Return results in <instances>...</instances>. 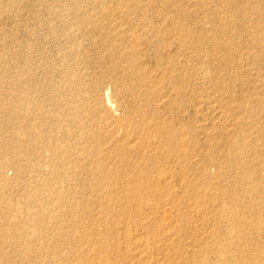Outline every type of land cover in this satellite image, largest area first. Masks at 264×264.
<instances>
[{"label":"bare ground","instance_id":"6f19581e","mask_svg":"<svg viewBox=\"0 0 264 264\" xmlns=\"http://www.w3.org/2000/svg\"><path fill=\"white\" fill-rule=\"evenodd\" d=\"M4 2L0 0V18L6 10ZM90 3L97 10L84 19L93 30H101L110 60L126 71V87L138 110L136 124L126 119V128L139 126L143 134H124V144L107 146L114 133L108 136L103 127L112 126L117 131L121 111L111 95L110 82L80 76L68 60L61 62L58 75L51 78L13 75L5 68L0 78V264H264L260 245L264 234L252 237L246 233L250 227L264 233V189L258 180L264 179V152H250L255 139L264 142V128L256 125L250 132L248 123L230 114V109L215 106L213 111L221 109L220 115L228 121L207 128L204 106L214 103L212 94L199 93V83L204 82L190 83L184 74L192 69L194 39L203 34L177 26L171 37L186 46L184 57L165 66L159 61L157 68L148 67L134 60L129 46H140L142 41L124 28L116 9L110 10L101 0ZM122 6L127 12L132 10L128 0H123ZM238 13L250 36L246 48L255 49L254 57L264 55V11L254 5ZM221 20L226 26L223 35L237 34L234 15L224 12ZM157 30L163 33V28ZM211 37L221 41L216 33ZM258 62L253 59L248 65L264 71ZM238 73L237 77L244 76ZM177 75L179 82L175 83ZM257 81L264 84V72L257 75ZM166 82L171 84L168 90ZM224 82L218 80L212 88L218 92ZM174 104L180 111L177 117L173 115ZM186 112L193 114L191 123H185ZM189 127L192 136L186 132ZM217 130L225 135L228 155L224 159L208 162L204 147L186 152L188 144L201 135L210 144L217 138ZM234 134L241 141H232ZM114 150L119 151V157ZM232 158H239L236 166L230 165ZM175 167L182 169L183 180L190 177L191 170H197L199 181H212L208 203L196 206L194 199L189 203L190 196L176 194L172 184ZM80 174L87 175V185ZM230 175L240 178L223 189ZM194 182L183 181L186 185ZM242 197L249 198V205L242 204ZM163 198L172 205L169 211L160 210ZM200 199L196 201L202 202ZM181 201L184 209L180 211ZM193 220L197 224L192 231L180 227L179 221L186 225ZM184 235L191 237L189 244ZM250 238L259 243L252 246Z\"/></svg>","mask_w":264,"mask_h":264},{"label":"rangeland","instance_id":"374dc122","mask_svg":"<svg viewBox=\"0 0 264 264\" xmlns=\"http://www.w3.org/2000/svg\"><path fill=\"white\" fill-rule=\"evenodd\" d=\"M3 1H5L4 3H7L5 4L6 10H4L2 17L0 18V78L2 77V74H4L3 71L5 68L8 69L9 73H12L13 75L23 74L31 78H51L53 75H58L57 73L61 62L63 63L64 60H68L71 62V66L73 65V71L79 73L80 76H88V78L92 77L95 80L110 82L111 91L113 93L111 94L110 91V94L113 95L116 104L119 106L121 111H119L117 116L119 118L117 131H115L112 126H108L106 128L103 127L102 131L104 133H108V136L110 133H114V138L111 137L109 139L107 146L116 147L117 143L122 142L124 144V134H130L132 136L134 135L138 137H140V135L142 136L143 130L140 129L139 126L133 127L136 124L139 115L137 113L138 110L135 108L133 97L128 92L126 87L128 85L127 81H129L125 75L126 71L119 68L118 64H115L110 60V52L106 51L108 44L107 42H104L102 36L99 35L101 30L98 33L95 29L93 30V27L87 24L85 21L87 16L90 15L91 10H97V8L95 9V7L91 5L90 0ZM101 1L102 4L106 5L105 7L109 8L110 10L116 9L114 12L116 14L118 13L117 15H120L119 17L121 19L119 18V21L124 24V28H129L130 35L134 34L140 37V40L142 41L141 45L137 47L129 46V50L133 52L132 54H134L133 58L135 61L138 62L141 60L145 65L147 64L148 67L151 66L157 68V65L159 66V61L162 62L163 66H165L167 64L166 62H178L182 59L185 50L184 48H186V46H180L178 41L172 39L173 36L171 37L172 30L177 26H183L184 28L186 27V30L192 29V32L194 33L201 32L203 37H196L194 39V47H197V49L194 48L196 54L193 56V60L191 61L192 69L191 71H184V74L186 75V80H188L190 83H197V80L204 82L199 83L204 87L201 88L200 86L199 91H202L197 92L207 93L209 91L212 94L211 100L214 101V103L204 106L206 109L205 124L208 126L207 128L212 129L214 125L216 127V125L221 124V122L223 123L228 121L222 115H220V110L222 107L223 109H230V114L235 113L236 116L240 117V121L248 123L247 126L250 129V132L254 130L253 128H255L256 125L262 126L264 128V84H261L257 81V75L263 74L264 71L251 69V67L248 65L253 61V59H257L259 61L258 63L260 64V69L263 70L264 62H262L261 59L264 61V55L254 57L252 52H255V49L248 50L246 48L251 43L250 36L246 29L244 20L238 16V12L248 10L254 5L258 6L259 10L264 11V0H128L129 5H132V10L130 12H127L125 9L126 7L124 8L122 6L123 0ZM10 5L12 6L10 7ZM120 10L125 16L120 13ZM224 12L231 14V16L234 15V28L236 29L237 34L232 33V35H223L226 26H223L221 17L222 13ZM128 16H130V18ZM126 18L128 19L127 24L125 22ZM105 22L102 21L103 24ZM161 28H163V33H160L157 30ZM164 28L167 29L164 30ZM132 29L134 30L132 31ZM73 32H76L74 36ZM214 33H216L218 38L220 37L221 41L219 43L212 39L211 36ZM159 37L164 39H160ZM77 49L78 51L76 53L75 51ZM186 51L187 50H185V52ZM169 56L170 58L172 57L171 60ZM195 56H197V60H195ZM238 69H240L241 72ZM215 70H217L218 74L214 72ZM210 71L211 73H209ZM238 72L243 73L244 76L242 75L237 77L235 73ZM192 76H194L193 78L196 76L201 78H197L195 80L191 78ZM138 78L139 77L136 76V79ZM178 79L179 75L175 77L174 82L178 83ZM202 79L204 81H202ZM217 79L222 80L223 82L226 81L224 82L225 84L223 83L224 87L218 92L212 88V84L217 82ZM165 86L167 88L166 90H168L171 87V84L166 82ZM235 97L238 99L237 101L229 102L230 99ZM174 105L173 115L174 117H177L180 111L178 110V105ZM184 105H186L187 108L190 107V104L187 102H185ZM238 105L240 108L235 110L236 106ZM213 106L220 107L221 109H219V111H213ZM187 115H189V119ZM183 116L187 119L185 120L187 121L185 123H191L190 121L193 119V114L191 112H186L183 114ZM126 119H130V121L133 123V126H131L129 123L131 127L126 128ZM176 121L178 122L177 119ZM186 132H188V136H192L191 127L187 128ZM214 133L216 134L217 138L212 139L210 144L206 143L205 139H203V135H201L195 140L196 142L191 141V143L188 144L186 152L192 147H195V150L204 147L203 152H205V156L207 157L206 160L208 162L211 159L216 161L224 159L228 155L227 147L225 146V135H220L218 130L214 131ZM219 136H223V138H220ZM233 140L241 141V138L238 134H234L232 137V141ZM252 145L253 150L250 152L253 153L255 150H257L259 154L262 155V152H264V142L261 139H255ZM113 154L116 157H119L120 153L118 150H114ZM238 161L239 158H232L230 165L236 166ZM257 163L260 164V161ZM257 166L255 165L257 169H261L260 166ZM255 167L253 166V168ZM175 168H177V173L172 184L173 186L175 184L173 189L176 194L180 198H187V196H190L189 203L194 201L195 204H197L196 206H202L203 201L208 203L210 200L209 195L211 190L214 188L212 181H199V172L197 170H191V172H189L190 177L186 176L185 179L195 180V182L186 185V183H183L185 179L183 180L181 177L182 169H178L179 167ZM178 170L181 171L178 172ZM212 170H214V167ZM84 175L80 174V177L82 180H84L83 184L87 185V175ZM238 178L235 175H230L229 178H227L223 189L226 188L227 190V188L231 186V183L236 182ZM258 180L259 183L261 182L260 184L264 189V179L260 177ZM190 187L192 189H190ZM114 189L117 190V192H120L118 187H114ZM228 194L229 193H227L226 196ZM169 196L170 195H166L167 198H170ZM198 197H201L200 201L202 202L198 203V201H196ZM164 201L161 204L160 210L169 211L172 209V205H169V203ZM241 202L243 205L247 206L249 205V198L242 197ZM181 205H183V207L179 206L180 211L181 209H184V203L182 201ZM138 208L139 207H136L135 209ZM179 224L181 228H185V230L188 232L189 230L192 231L193 227L197 223L193 220L191 224L185 225V222L183 221H179ZM132 229V232H135L134 230L136 227L133 226ZM255 229L256 227H250L246 233H250L252 237L260 235V233L264 234L261 232V229ZM205 230L208 231L209 227H206ZM142 236L144 238V236L146 237V234H143ZM186 236L187 235H184V238ZM263 237H261L262 243L260 245L264 248ZM190 241L191 237L185 238L186 244H189ZM249 243L254 246L259 243V241L250 238ZM120 247L122 251H124L125 243H122ZM115 257L116 256L114 255L112 259H115Z\"/></svg>","mask_w":264,"mask_h":264}]
</instances>
